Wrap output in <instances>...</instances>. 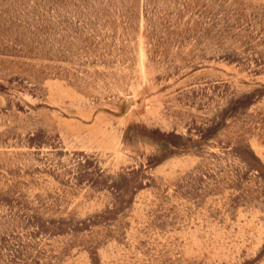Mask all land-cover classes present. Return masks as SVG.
I'll list each match as a JSON object with an SVG mask.
<instances>
[{
	"label": "rangeland",
	"instance_id": "obj_1",
	"mask_svg": "<svg viewBox=\"0 0 264 264\" xmlns=\"http://www.w3.org/2000/svg\"><path fill=\"white\" fill-rule=\"evenodd\" d=\"M0 264H264V0H0Z\"/></svg>",
	"mask_w": 264,
	"mask_h": 264
}]
</instances>
